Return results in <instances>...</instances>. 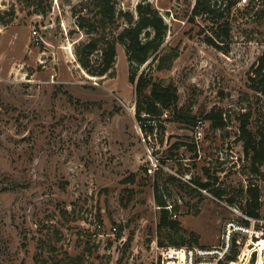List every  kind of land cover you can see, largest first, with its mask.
I'll use <instances>...</instances> for the list:
<instances>
[{
    "label": "rangeland",
    "instance_id": "1",
    "mask_svg": "<svg viewBox=\"0 0 264 264\" xmlns=\"http://www.w3.org/2000/svg\"><path fill=\"white\" fill-rule=\"evenodd\" d=\"M143 1L168 30L137 78L175 86L178 110L196 117L178 122L167 111L145 142L125 47L104 77L88 75L75 56L74 45L89 40L77 16L95 19L93 0H0V264H214L230 223L246 229L231 236L244 245L236 261L220 264H257L251 241L263 247L264 264V218L245 226L241 195L258 187L264 216V165L252 171L240 133L249 111L251 130H264V96L247 84L264 53V2L226 11L230 38L221 35L217 48L205 39V17L190 18L198 0L111 3L136 12ZM234 2L211 0L221 9ZM212 111L224 127L207 119ZM157 196L180 222L182 249L158 230Z\"/></svg>",
    "mask_w": 264,
    "mask_h": 264
},
{
    "label": "trees",
    "instance_id": "2",
    "mask_svg": "<svg viewBox=\"0 0 264 264\" xmlns=\"http://www.w3.org/2000/svg\"><path fill=\"white\" fill-rule=\"evenodd\" d=\"M111 1L93 0V5L98 10L95 19L84 15L77 16L76 14L78 28L89 35V40L74 45V53L81 68L93 77L108 75L114 68L117 46L121 44L125 47L130 66V82L136 84V110L138 122L141 123L143 131L153 133L155 129H158V120L167 111H173L178 122L194 123L196 117L178 110V91L175 86H164L154 82L143 73L137 78V68L147 63L164 44L168 24L160 11L149 1L138 3L136 12L130 10L120 11L116 9ZM237 4V2L228 3L224 9H221V6L216 7L217 4H212L211 0H198L196 2L190 18L195 20L197 17H205V21L211 24L210 30L212 33L205 37L208 44L221 48L218 42V39L222 38L221 35L230 38L231 22L225 17V12L231 13ZM250 6L251 4L245 8H250ZM86 10L87 7H84V11ZM262 11V18L264 19V9ZM110 28L111 30H109ZM96 52H99L100 55L97 59H94L93 55ZM247 84L256 94L264 96V53L252 67ZM251 118V111L243 113L240 117L241 140L244 142L246 154L251 155L252 171L262 174L260 168L264 165V130L259 127L256 132L252 131L250 128ZM207 119L211 120L216 128L225 126L222 115L218 116L214 111L207 115ZM198 184L204 189L207 188L205 183L199 181ZM212 190L217 197L224 195V191L220 188ZM241 195L246 200L242 208L245 216L256 220L263 219V203L259 188L256 186L249 188ZM156 200L161 207L158 230L161 232L168 231L170 245L175 249H182L187 245L182 238L177 239L175 234L180 228V222L173 218L172 212L167 208L166 201L159 196ZM229 201L231 203L235 202L233 197ZM243 224L249 227L251 222L245 219ZM262 229L264 230V228ZM192 236L197 238L195 233H192ZM258 242L252 241L253 248L249 251L251 254L254 252L252 255L253 260H255V252H258L257 264H262L263 247L258 245ZM243 245L244 240L240 242L234 235L226 260L236 261ZM161 246H164V243H161ZM43 263L48 264V261H43Z\"/></svg>",
    "mask_w": 264,
    "mask_h": 264
},
{
    "label": "built area",
    "instance_id": "3",
    "mask_svg": "<svg viewBox=\"0 0 264 264\" xmlns=\"http://www.w3.org/2000/svg\"><path fill=\"white\" fill-rule=\"evenodd\" d=\"M259 1V0H257ZM251 4V0H238V6H248ZM36 34V32H35ZM139 123V122H138ZM139 127L141 129V131L144 133L145 131H143V128L141 126V123H139ZM142 133V139L143 141H151L152 137L156 139V137L158 136V129H155L153 133H147L145 132V134ZM147 152L149 154V157H150V161H151V165L148 169V172L150 174H154L158 169H159V165H160V162H159V159L154 155L155 154V147L154 146H147ZM245 218H247L249 221H252V223L254 222H257V221H260V220H256V219H251V218H248L245 216ZM245 231L246 232V229H244L243 227H240V226H236L235 224L233 223H230V230L228 231V235H227V240H226V243H225V246L220 250L218 251V253H216V255L218 256L217 259L214 261V264H220L228 255L229 251H230V247H231V243H232V239H231V236L233 234L234 231ZM262 234L264 235V231H262Z\"/></svg>",
    "mask_w": 264,
    "mask_h": 264
},
{
    "label": "bare ground",
    "instance_id": "4",
    "mask_svg": "<svg viewBox=\"0 0 264 264\" xmlns=\"http://www.w3.org/2000/svg\"><path fill=\"white\" fill-rule=\"evenodd\" d=\"M252 242V241H251Z\"/></svg>",
    "mask_w": 264,
    "mask_h": 264
}]
</instances>
